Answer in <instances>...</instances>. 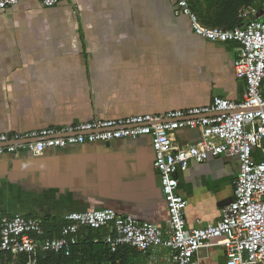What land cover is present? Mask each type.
Segmentation results:
<instances>
[{
	"label": "crops",
	"instance_id": "0c3cea01",
	"mask_svg": "<svg viewBox=\"0 0 264 264\" xmlns=\"http://www.w3.org/2000/svg\"><path fill=\"white\" fill-rule=\"evenodd\" d=\"M261 5L264 6V1ZM238 43L196 35L173 0H24L0 10V133L61 129L93 119L163 114L237 100ZM264 92V83L262 85ZM193 144L198 129L175 131ZM147 135L0 155V216L64 221L72 211L110 207L166 229L167 209ZM238 159L221 154L178 172L188 227L215 223L233 195ZM165 249L141 264H169ZM198 264H225L221 246Z\"/></svg>",
	"mask_w": 264,
	"mask_h": 264
},
{
	"label": "built area",
	"instance_id": "2783aa9c",
	"mask_svg": "<svg viewBox=\"0 0 264 264\" xmlns=\"http://www.w3.org/2000/svg\"><path fill=\"white\" fill-rule=\"evenodd\" d=\"M21 1L0 0V10ZM39 1L45 7L59 2ZM173 1L177 11L189 17L196 35L213 42L238 43L234 73L245 83L239 99L214 96L207 105L163 114L96 118L61 129L0 133V155L25 151L35 156L51 148L149 136L167 209L166 229L106 207L69 212L58 234L46 236L40 218L13 213L0 216V252L13 259L27 257L26 264H36L40 252L68 256L85 230L105 229L103 241L111 251L124 245L142 254L165 249L166 255L160 258L169 264H198V251L214 245L223 248L225 264H264V6H241L237 13L240 25L224 28L203 24L189 0ZM183 128L198 129V141L175 144L174 133ZM221 154L238 159L232 198L223 205L217 222L188 227L187 199L178 192L177 174L190 163ZM157 263L153 256L150 264Z\"/></svg>",
	"mask_w": 264,
	"mask_h": 264
},
{
	"label": "trees",
	"instance_id": "16d2710c",
	"mask_svg": "<svg viewBox=\"0 0 264 264\" xmlns=\"http://www.w3.org/2000/svg\"><path fill=\"white\" fill-rule=\"evenodd\" d=\"M260 0H189L190 7L199 20L208 26L232 28L240 25L238 9L245 5L260 6ZM264 83V82H263ZM46 236L58 234L64 221L51 217L41 218ZM105 229H87L79 242L74 245L71 254L65 256L60 252L39 253L36 264H141V253L129 246H119L111 251L104 243ZM97 238V241L93 239ZM26 264L27 257L12 258L9 254L0 252V264Z\"/></svg>",
	"mask_w": 264,
	"mask_h": 264
},
{
	"label": "rangeland",
	"instance_id": "374dc122",
	"mask_svg": "<svg viewBox=\"0 0 264 264\" xmlns=\"http://www.w3.org/2000/svg\"><path fill=\"white\" fill-rule=\"evenodd\" d=\"M145 255H146V254H142V253H141V255H140L141 260L144 261V257H145ZM11 262H12L11 264H15L13 260H12Z\"/></svg>",
	"mask_w": 264,
	"mask_h": 264
},
{
	"label": "water",
	"instance_id": "95a60500",
	"mask_svg": "<svg viewBox=\"0 0 264 264\" xmlns=\"http://www.w3.org/2000/svg\"><path fill=\"white\" fill-rule=\"evenodd\" d=\"M264 1V0H263Z\"/></svg>",
	"mask_w": 264,
	"mask_h": 264
}]
</instances>
